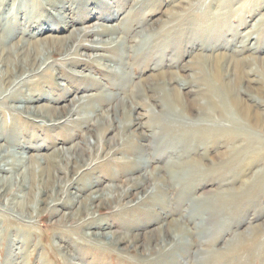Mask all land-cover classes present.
<instances>
[{"label":"rangeland","instance_id":"rangeland-1","mask_svg":"<svg viewBox=\"0 0 264 264\" xmlns=\"http://www.w3.org/2000/svg\"><path fill=\"white\" fill-rule=\"evenodd\" d=\"M132 1L57 0L55 7L44 6L45 14L36 18L44 22L37 27L23 22L8 26L18 21L26 1L17 0L0 14V41L6 44L62 38L74 28L97 25L117 29L92 36L86 46L99 40L119 45L114 51H79L72 56L77 61L73 66L64 55H48L41 65L44 75L38 70L25 74V85L14 89L22 96L0 104V155H10L6 162L25 161L10 173L0 170V185L2 179L11 180L5 184L10 196L0 197V264H264V128H250L239 119L224 101L226 86L218 83L215 88L224 98L215 101L226 105L217 118L202 85H215L211 71L218 55L228 56L220 68L225 83L234 79L232 66L227 68L230 59L247 60L241 67L245 72L256 69L254 59L264 60V0H158L159 13L134 7ZM133 11L145 17L137 18ZM166 12L188 17L167 19ZM128 13L134 16L124 19ZM61 21L67 27H59ZM128 26L132 29L125 36L122 30ZM139 41L147 44L133 49ZM102 54L112 60L91 61ZM161 73H168L173 83L147 85V95L153 97L148 99L140 82ZM258 73L248 78L260 79V87L264 71ZM176 85L189 99L199 90L206 108L190 118L181 107L173 108L169 89ZM87 96L86 110L67 109L71 98ZM252 96L245 100L260 103L257 110L264 114V95ZM43 105L66 112L50 121L45 114L23 111ZM116 105L121 110L113 116ZM90 106L94 112L87 110ZM101 114L107 115L106 124L92 128ZM86 116L91 118L82 122ZM103 129L105 136L99 138ZM91 134L98 138L96 146L104 148L91 165L94 172L78 178L68 172L69 196L61 195L52 208L56 213L40 218L44 213L39 209L51 208L58 190L51 185L41 190L28 176L22 181L25 187L17 189L14 180L30 157L42 164L57 150L94 144ZM125 140L128 149L115 152L114 145ZM61 165L53 169L59 190L67 184L65 173L56 172ZM125 189L128 196L120 199L116 192ZM100 194L98 212V201L84 206L88 196ZM112 196L118 198L109 200ZM27 197L33 202L32 217L13 209ZM68 215L73 218H62ZM91 220L93 226L81 225Z\"/></svg>","mask_w":264,"mask_h":264},{"label":"bare ground","instance_id":"bare-ground-1","mask_svg":"<svg viewBox=\"0 0 264 264\" xmlns=\"http://www.w3.org/2000/svg\"><path fill=\"white\" fill-rule=\"evenodd\" d=\"M16 1L17 0H0V14L5 11V8L8 5L15 4ZM21 1H26V3H27L26 8L24 7L23 8L24 10H22V12L19 13V19L17 22L15 21V24H13L12 22L11 23L9 22V24H10V25H8L9 27L12 25H22L21 22L25 23L26 24L25 26H27V25H30V26L33 25L36 27L40 26L44 21L43 20L37 21L36 18L42 17L45 14L46 11L44 9V6L46 5V6L55 7L57 4V0H21ZM17 3H19V2H17ZM131 4L134 7H140V6L144 5L150 11V13H157V12L159 13L160 6L162 8V4L158 0H134V1H132ZM166 6H167V4H165V7ZM180 8H181L180 6H177V9H180ZM12 12H14V11H12ZM182 12H178V13H174V14H171L170 12L169 13L166 12L167 19H168V17H170V18L188 17V15L186 16V14H183ZM131 13L124 14V19H126V18L129 19L130 17H133L134 15L137 18H142V19L145 17L143 15H138L136 12H134V15L131 16L132 15ZM15 14H16V12H14V15ZM12 16L13 15H11L10 17H12ZM69 23L72 26L74 24V20L71 19L69 21ZM65 26L67 27L66 24L63 25L62 21L59 23V27L64 28ZM129 28L132 29L131 26L130 27L128 26L127 29L125 28V30H122V32L125 36L130 34L131 31ZM136 28L137 27H135V29ZM116 29H117V27L116 28L115 27H107L106 29H104V28L99 27L97 25L96 26L91 25V26H87L84 28H76V29L74 28L70 31V33L67 36L62 37V38L47 37V38H44L41 40L39 39V40L32 41V42L29 41L27 44H23L22 43L23 40H18L15 43L10 42L8 44L0 41V43H1L0 44V104H4L7 101H12V102L16 101V100H18V98L20 96H22L19 93L20 91L18 92L17 89L16 90H14V89L18 88L21 85L22 86L25 85V83H23L24 78H25V76H24L25 74H30L32 71L38 70L39 74L42 73L41 75H44L45 67L44 68H41V67L46 64L45 60L47 59L48 55H51L53 53H57L59 55H64L66 58L65 61H66L67 65L73 66V65L77 64V61L72 56H75L79 51H90V50L95 51V50L100 49V48L105 49V50H109V51L116 50L119 45L118 46L112 45L113 44L112 41L111 42L101 41V40L96 41V42L90 41L91 42L90 46H86L84 44V42L87 43L89 38H91L92 36L106 35V34L112 33ZM135 29L133 30L134 32H135ZM5 33H6V30H5ZM2 34H4V33H3L2 29H0V37ZM115 43H119V42H115ZM145 44H147V41L146 42L145 41H143V42L139 41L135 46L133 44L132 48L135 49L136 47L138 48V46H145ZM109 45H110V48L107 47ZM8 52L10 53V57L7 55ZM94 56H96V55H94ZM226 56H224L222 54V55H218L215 58L213 70L211 71L212 72L211 75L213 76L212 78H213V80H215V82H214L215 85L207 87L208 85L206 83H204V84L202 83V85L206 87V89H204L205 90L204 94L206 96H209L210 97L209 99H211L210 102H212V104H210V105H211L212 113H215L217 118L223 117L221 107H224L225 103L222 104L220 107L217 104V102L215 101V98L223 100L224 97L218 93L217 88H215V87H216L217 83L218 84H224L226 86L225 91H224L225 88L224 89L222 88L223 91L225 92L224 93L225 94V100L224 101H228V106L230 107V109H232L233 112L235 113V115L239 119L243 120L244 123L246 125H248L250 128L251 127L252 128H258L260 130V129L264 128V114L260 113L257 110V106L260 103L258 104V103H256V101H253V100L247 102V100H245V99H246V97L251 96V95H253L256 99H259V97L264 95V83L262 84V86L259 87V85L262 83L260 81V79H253L252 77H251L252 79L248 78L250 75L255 76V72L257 75L258 71L259 72H260V70H262L261 72L264 71V60L254 59V61L256 62L255 64H257L256 69L250 70L251 68L249 67L250 71L245 72L244 70L246 68L243 70L241 67H244L243 65L247 64V60H243V61H241L242 63H240L237 60L234 61V60H231L229 58L230 60L227 62L228 63L227 68L229 67V65H230V67L232 66V69L234 71L233 72L234 73V75H233L234 79L229 80L228 82L225 83L220 78V70H221L220 68L222 67L221 62H224ZM75 57H77V56H75ZM102 57H103V59H111L112 60V57H106V55L103 56V54H102V56L98 55V57L96 56V57L92 58L91 61L97 63V59L100 60V59H102ZM227 58H228V56H227ZM249 66H251V65L249 64ZM261 72H260V74H261ZM260 74L258 73V75H260ZM263 75H264V73H263ZM167 77H169L168 73H161L158 77L157 76H151L150 78H146V79L141 80L140 84H141L142 94H144V96H146L148 99L153 98V97H150V95L149 96L147 95V91L149 88V87L147 88V85H149L153 82H156V81L162 82V84H164V86L166 84H172L173 80L170 78L167 79ZM182 80H184V79H182ZM254 85H258V87H255ZM221 87H223V86H221ZM170 91H171V94H170L171 98H169V99L171 100L172 105H174L172 107L173 108L175 106L181 107L182 111H183L182 113L186 117L190 118L193 116L194 112L198 113V112L204 110V108H206L205 104H203L199 101L198 96H200V97L202 96V95L198 94L200 92L199 90L193 91V93H195L197 95V97L195 96V98H193V99H189V96L188 95L186 96V94H181L179 91L178 85H176L172 89H169V92ZM83 92H85V91L84 90L80 91V93H83ZM131 94H135V93L132 92ZM242 95H243V97H242ZM90 99H91V97H89V96L78 97L77 99L71 98L70 102L67 104V109L73 108L72 112L74 111L75 113L76 112L79 113V112L84 110L85 104ZM166 99L167 98H165V100ZM117 105H120V104H117ZM117 105L115 107H111V112H112L111 115H113V116H114V114H116L118 111L121 110V106L117 107ZM136 105L134 107H136ZM134 107L129 106V111H131L132 108L134 109ZM85 110H86V108H85ZM87 110L94 112L95 109L90 106L89 108H87ZM23 111L25 113H28L31 115H34V114L43 115V114H45L46 116L49 117L50 121H54L57 118L59 119V114H65L66 109L65 108L51 107L48 105H43V106H37V107H33V108L25 107ZM172 111L175 112L174 110H172ZM89 118H91V117L86 116V117L82 118V122L89 121L88 120ZM128 119H129L128 120V122H129L128 127H129L131 125L132 121L130 122V118H128ZM107 120H108L107 115L101 114L100 118L96 121V123L93 124L94 126L92 128H95L96 126H99L102 124H106ZM124 128H126V126H124ZM199 129L200 130L201 129L207 130L206 128H203V127H201V128L199 127ZM105 130L106 129H103L102 132H100L99 138L103 137ZM90 131H92V130H89L88 132L90 133ZM107 133H108V131L106 132V134ZM90 137L95 140L94 144L91 145L89 143H85L84 144L85 146L74 145L72 147H69L66 150H62V149L57 150V151L53 152V154L43 157L42 158V161H43L42 164H40L39 161L34 160L33 156L30 157L28 159L29 162L27 161L29 163V165L21 173V175L18 177V179L14 180L13 186H17V189H20L22 186L25 187L22 184V181L24 180V178H26L28 176V178L30 179V182H32L33 185L37 182L39 184V186H42L41 190H45L47 185H51L52 187H55L58 190V193L55 191L56 193L54 194V199H52L50 201V203L52 204V207L49 209L47 208L46 210L39 209L42 213H44V214H42L43 216H39L40 218L46 217V216H44L46 213L50 214L52 212L54 214L58 211V210H54L52 208L55 207L57 201H60L61 195L67 194L66 192L69 189L68 187L69 186L72 187V182L71 181L68 182V180H67L68 179V177H67L68 172H73V175L76 176V178L84 177V176L89 175L90 173L94 172L95 167L93 168L91 165L94 162V160L95 159L97 160L98 157L103 153L104 148L102 146L98 147L99 145L96 146V142H97L96 140L98 138L95 137V135L91 134ZM114 146H118L117 149H114L115 152H117V151L120 152L124 148L128 149V146H130V145L125 140L122 143H119V144L114 145ZM111 153H113V152H111ZM9 156H10L9 154H5L2 156L0 155V164H2V166L0 167L1 171H5L7 173H10L13 170H15L17 167L22 166L25 163L24 159L12 160L11 162L4 161V159L9 157ZM56 164H62L63 165V166L61 165L62 169L59 168V169H57L56 172L57 173H59V172L65 173L64 174L65 180H67L66 186H64L61 190H59L60 184L58 182L53 181L54 180L53 169H54ZM36 166H38V167L35 168ZM154 172H155V169H153L150 172V175L152 177H154L153 176ZM60 178L58 177V179H60ZM116 179L117 178H115V181H116ZM136 180L137 179H135V181ZM119 181H121V180H119ZM9 182H11L10 179H8V180L6 179L5 181H3V179L1 180L2 184L0 185V197L1 196H3V197L10 196V194H8V190L6 189V186H5V184H7ZM77 183H79L78 180H77ZM133 185L135 186L136 183H134ZM59 192H60V194H59ZM127 194H128V190H126V189L123 191L121 190L119 192H116V195L120 199L122 197L128 196ZM117 196H112L111 198H109V200L110 199L112 201L116 200L118 198ZM102 197L103 196L101 194L95 198H91V196H88V198L86 199L88 201V203L86 201L84 206L86 205L85 207H87V205H90L93 202L98 201V202H100V205L95 206V211L98 212L99 209L101 208V205L103 204V201L101 199ZM32 204H33V202H31L30 199L27 197L24 200H21L20 202L15 203L14 204L15 208H13V209L23 216L32 217L33 216V213H32L33 207H31ZM66 204H67V202L65 203V205ZM75 215L78 216V213H76ZM62 218L67 220V219H72L73 216L68 215L66 217L63 216ZM75 220H76V218H75ZM96 221H97V219H96ZM86 222L85 221L82 222L81 225H85L86 227H89V226L91 227L95 224L94 222H92V220L90 222H87V223ZM104 237H107V235H104ZM87 238H88V236H87ZM111 238L114 239V236L112 234H111L110 239ZM119 242L124 243V242H126V239L120 238ZM165 246L166 245H164V242H163L162 247H165Z\"/></svg>","mask_w":264,"mask_h":264}]
</instances>
